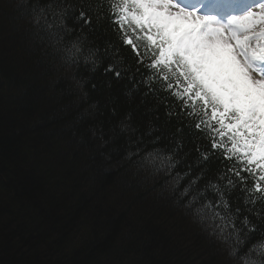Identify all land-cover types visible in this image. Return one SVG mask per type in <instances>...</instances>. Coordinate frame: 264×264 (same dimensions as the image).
<instances>
[{
    "label": "trees",
    "instance_id": "obj_1",
    "mask_svg": "<svg viewBox=\"0 0 264 264\" xmlns=\"http://www.w3.org/2000/svg\"><path fill=\"white\" fill-rule=\"evenodd\" d=\"M28 2L0 0V264H241L183 185L129 158L128 131L162 124L163 106L155 121L157 102L106 75L107 58L95 73L64 63L36 34ZM73 2L94 15L104 0ZM94 27L90 39L121 49L113 63L134 66L110 20ZM184 139L187 152L188 129Z\"/></svg>",
    "mask_w": 264,
    "mask_h": 264
},
{
    "label": "snow or ice",
    "instance_id": "obj_2",
    "mask_svg": "<svg viewBox=\"0 0 264 264\" xmlns=\"http://www.w3.org/2000/svg\"><path fill=\"white\" fill-rule=\"evenodd\" d=\"M98 7L93 15L73 0H29L26 15L64 63L95 73L107 58L106 75L128 79L134 92L144 90L142 100L157 102L155 121L163 106L162 124L129 130L121 122L129 158L183 185L181 196L199 205L210 235L241 264H264V212L255 207L264 201V0H104ZM94 18L110 20L134 66L112 62L121 49L111 40L101 47L90 39ZM172 120L176 132L165 136ZM185 129L195 141L187 152ZM193 151L194 164L187 162Z\"/></svg>",
    "mask_w": 264,
    "mask_h": 264
},
{
    "label": "rangeland",
    "instance_id": "obj_3",
    "mask_svg": "<svg viewBox=\"0 0 264 264\" xmlns=\"http://www.w3.org/2000/svg\"><path fill=\"white\" fill-rule=\"evenodd\" d=\"M133 38H135V37H133Z\"/></svg>",
    "mask_w": 264,
    "mask_h": 264
}]
</instances>
